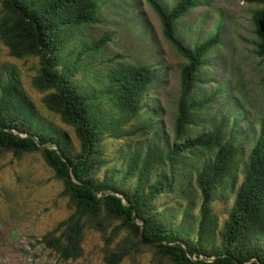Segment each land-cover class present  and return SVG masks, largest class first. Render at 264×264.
<instances>
[{"label":"trees","instance_id":"1","mask_svg":"<svg viewBox=\"0 0 264 264\" xmlns=\"http://www.w3.org/2000/svg\"><path fill=\"white\" fill-rule=\"evenodd\" d=\"M102 1L0 0V43L13 59L37 61L26 81L15 65L0 63V154L41 152L73 207L40 242L61 260H76L84 231L106 230L97 221L103 216L118 223L115 232L127 231L122 247L105 255L107 264H121L145 248L152 249L154 264H264V121L249 144L230 117L237 103L227 111L218 104L210 115L220 103L218 89L204 97L195 91L207 56L222 46L220 31L184 46L176 27L196 0L170 6L146 0L163 37L185 60L169 134L165 125L157 127L165 120L156 109L154 73L143 65L101 68L109 36L84 35L98 24ZM127 1L135 7L134 0ZM238 1L258 6L251 16V43L263 65L264 86V0ZM27 83L44 93L42 109L71 128L75 151L41 114ZM200 124L208 127L201 130ZM194 129L198 134L192 136ZM139 137L143 144L133 143ZM113 143L119 146L114 157ZM162 198L170 201L158 205ZM215 200L225 206L232 201L222 224L211 208ZM177 215L182 218L174 221Z\"/></svg>","mask_w":264,"mask_h":264},{"label":"rangeland","instance_id":"2","mask_svg":"<svg viewBox=\"0 0 264 264\" xmlns=\"http://www.w3.org/2000/svg\"><path fill=\"white\" fill-rule=\"evenodd\" d=\"M160 1L165 6L174 3V0ZM196 3L177 24L179 40L184 46L191 47L192 43L212 36L219 30L222 43L207 56L209 65L198 76L196 96H208L206 94L214 88L218 89L220 103L212 106L210 115L216 114L218 104L227 111L237 103V109H230V117L238 122L237 135H242L243 140L250 144L257 133V123L264 121V86L260 84L263 65L253 54L251 43L255 37L251 16L258 6L238 0H196ZM133 4L135 7L131 8L127 0L102 1L98 24L89 26L84 35L89 40L109 36L110 41L101 54V68L118 64L143 65L154 73L152 87L157 94L155 107L165 120L157 127L162 129L165 125V130L170 134V123L175 117L180 93L181 68L185 60L163 37L159 19L146 0H134ZM36 62V59L23 61L11 58L0 43V63L15 65L23 75V81L30 79V71ZM26 88L44 118L55 131L67 136L71 149L75 151L78 142L71 128L63 124L58 115L42 109L44 93L33 90L28 83ZM146 97L150 100L152 94ZM244 99L250 103L248 106L243 104ZM157 121L154 120V124ZM200 125L201 130L208 127ZM197 134L198 130L194 129L191 135ZM143 140L139 137L133 143L143 144ZM130 147L134 148V145ZM118 148L113 143L109 154L114 157ZM242 151L240 160L244 161L248 152L247 144ZM63 191L62 182L46 166L41 152L21 157L0 154V264H107L105 255L122 247L127 231L119 229L115 232L118 223L105 222L104 217L100 216L97 221L105 225L106 230L87 228L84 231L80 258L63 261L47 249L40 242L42 237L73 213L70 199ZM174 200L171 203H175ZM167 201L170 200L162 198L157 204L162 205ZM199 204L196 203L195 212H198ZM231 204L232 201L229 206L218 200L212 202L213 213L221 224ZM184 205L185 202L182 203V209ZM163 209L166 207L159 208L158 212ZM176 217L174 221L182 218L179 215ZM155 261L152 249L145 248L140 253L126 257L121 264H154Z\"/></svg>","mask_w":264,"mask_h":264}]
</instances>
